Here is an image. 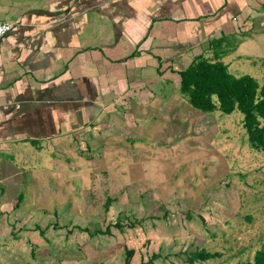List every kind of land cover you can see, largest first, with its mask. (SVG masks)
<instances>
[{
    "label": "rangeland",
    "instance_id": "1",
    "mask_svg": "<svg viewBox=\"0 0 264 264\" xmlns=\"http://www.w3.org/2000/svg\"><path fill=\"white\" fill-rule=\"evenodd\" d=\"M259 35L237 51L244 37L230 39L223 62L234 76L263 86ZM174 92L97 155L91 148L89 157L68 156L39 171L32 170L39 155L21 171L5 165L0 178L9 181L0 191L10 186L14 218L26 227L22 248L11 246L7 263L125 264L127 249L135 251L131 264L153 255L150 264H191L188 254L203 249L221 257L195 264L254 261L264 246V152L251 147L239 111L204 113Z\"/></svg>",
    "mask_w": 264,
    "mask_h": 264
},
{
    "label": "crops",
    "instance_id": "2",
    "mask_svg": "<svg viewBox=\"0 0 264 264\" xmlns=\"http://www.w3.org/2000/svg\"><path fill=\"white\" fill-rule=\"evenodd\" d=\"M0 21L13 27L0 44V171L8 162L21 171L31 155L42 157L39 171L104 151L181 91L196 57L264 35V0H0ZM9 187L0 191V264L22 248L26 228Z\"/></svg>",
    "mask_w": 264,
    "mask_h": 264
},
{
    "label": "trees",
    "instance_id": "3",
    "mask_svg": "<svg viewBox=\"0 0 264 264\" xmlns=\"http://www.w3.org/2000/svg\"><path fill=\"white\" fill-rule=\"evenodd\" d=\"M215 45L220 47L218 43ZM223 56L224 54L218 51L212 59L203 54L196 57L190 66L180 73L181 93L191 106L204 113L220 110L231 115L239 111L243 115V126L251 147L264 152V85L261 86L251 76L236 77L231 74L229 65L223 62ZM107 200L108 204L112 201L111 198ZM134 256L135 251L127 249L125 264H131ZM219 257L221 253H210L203 249L190 252L187 262L195 264ZM156 258L158 256L153 255L146 264L153 263ZM238 264H264V246L256 252L253 262Z\"/></svg>",
    "mask_w": 264,
    "mask_h": 264
},
{
    "label": "built area",
    "instance_id": "4",
    "mask_svg": "<svg viewBox=\"0 0 264 264\" xmlns=\"http://www.w3.org/2000/svg\"><path fill=\"white\" fill-rule=\"evenodd\" d=\"M12 25L0 21V44L3 39L12 31Z\"/></svg>",
    "mask_w": 264,
    "mask_h": 264
}]
</instances>
